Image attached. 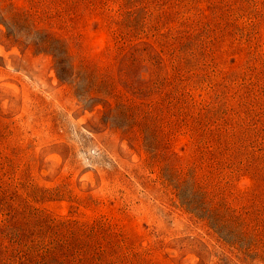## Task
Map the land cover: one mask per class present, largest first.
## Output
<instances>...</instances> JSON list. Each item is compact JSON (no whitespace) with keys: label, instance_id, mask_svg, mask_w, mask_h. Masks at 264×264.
Here are the masks:
<instances>
[{"label":"rangeland","instance_id":"obj_1","mask_svg":"<svg viewBox=\"0 0 264 264\" xmlns=\"http://www.w3.org/2000/svg\"><path fill=\"white\" fill-rule=\"evenodd\" d=\"M0 264H264V0H0Z\"/></svg>","mask_w":264,"mask_h":264}]
</instances>
